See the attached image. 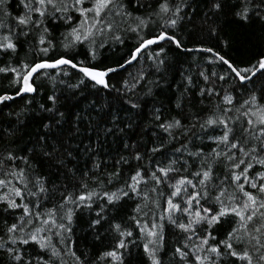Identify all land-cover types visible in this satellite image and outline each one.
<instances>
[{"label":"snow or ice","instance_id":"snow-or-ice-1","mask_svg":"<svg viewBox=\"0 0 264 264\" xmlns=\"http://www.w3.org/2000/svg\"><path fill=\"white\" fill-rule=\"evenodd\" d=\"M0 264H264V0H0Z\"/></svg>","mask_w":264,"mask_h":264}]
</instances>
